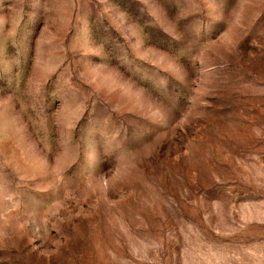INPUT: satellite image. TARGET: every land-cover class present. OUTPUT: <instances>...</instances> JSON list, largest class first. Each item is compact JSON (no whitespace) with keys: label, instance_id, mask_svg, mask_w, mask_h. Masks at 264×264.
<instances>
[{"label":"rangeland","instance_id":"374dc122","mask_svg":"<svg viewBox=\"0 0 264 264\" xmlns=\"http://www.w3.org/2000/svg\"><path fill=\"white\" fill-rule=\"evenodd\" d=\"M0 264H264V0H0Z\"/></svg>","mask_w":264,"mask_h":264}]
</instances>
